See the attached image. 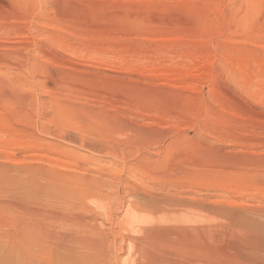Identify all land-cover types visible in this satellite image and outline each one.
<instances>
[{
	"label": "rangeland",
	"instance_id": "rangeland-1",
	"mask_svg": "<svg viewBox=\"0 0 264 264\" xmlns=\"http://www.w3.org/2000/svg\"><path fill=\"white\" fill-rule=\"evenodd\" d=\"M0 170L3 240L82 175L264 210V0H0Z\"/></svg>",
	"mask_w": 264,
	"mask_h": 264
},
{
	"label": "bare ground",
	"instance_id": "bare-ground-1",
	"mask_svg": "<svg viewBox=\"0 0 264 264\" xmlns=\"http://www.w3.org/2000/svg\"><path fill=\"white\" fill-rule=\"evenodd\" d=\"M159 181V196L120 182L115 198L100 194L99 180L88 175L57 185L61 189L36 184L37 199L44 204L17 207L27 221L7 241L0 236V264H114L123 250L129 259L138 255L131 264H264V210L225 205L224 199L204 201L198 188ZM111 203L118 206L114 215L107 208ZM62 204L67 210L61 214L51 210ZM89 213L94 218L84 216ZM107 215L106 230L101 217ZM149 240L152 245L145 249Z\"/></svg>",
	"mask_w": 264,
	"mask_h": 264
}]
</instances>
